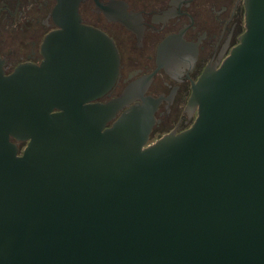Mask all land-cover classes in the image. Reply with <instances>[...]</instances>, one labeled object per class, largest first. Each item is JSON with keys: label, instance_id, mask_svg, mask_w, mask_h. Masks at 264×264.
I'll return each mask as SVG.
<instances>
[{"label": "water", "instance_id": "water-1", "mask_svg": "<svg viewBox=\"0 0 264 264\" xmlns=\"http://www.w3.org/2000/svg\"><path fill=\"white\" fill-rule=\"evenodd\" d=\"M59 1L47 62L7 76L0 58V264H264V0H245L240 44L194 85L193 126L147 147L143 112L105 129L125 100L85 105L118 54ZM73 39L101 50L107 80L75 82L53 53Z\"/></svg>", "mask_w": 264, "mask_h": 264}, {"label": "flooded vegetation", "instance_id": "flooded-vegetation-1", "mask_svg": "<svg viewBox=\"0 0 264 264\" xmlns=\"http://www.w3.org/2000/svg\"><path fill=\"white\" fill-rule=\"evenodd\" d=\"M59 0H0V58L5 75L21 65L41 66L51 51L45 41L62 31ZM78 13L86 27L104 33L118 54L111 88L85 105H109L125 100L105 129L137 109L147 117L150 146L166 135L189 130L198 117L191 105L194 85L205 71L220 67L240 44L246 31L245 0H79ZM70 50L58 49L60 59L70 55L75 82L92 88L108 76L110 66L92 40L71 41ZM60 62L66 63L60 59ZM98 84V85H99ZM19 155L28 142L12 138Z\"/></svg>", "mask_w": 264, "mask_h": 264}]
</instances>
